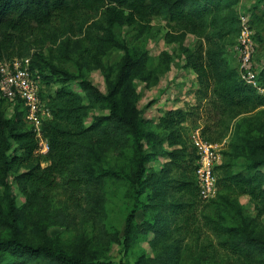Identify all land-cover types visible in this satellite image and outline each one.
Returning a JSON list of instances; mask_svg holds the SVG:
<instances>
[{
	"label": "trees",
	"instance_id": "trees-1",
	"mask_svg": "<svg viewBox=\"0 0 264 264\" xmlns=\"http://www.w3.org/2000/svg\"><path fill=\"white\" fill-rule=\"evenodd\" d=\"M239 1L0 0V59L31 55L32 65L39 69L40 79L45 84L43 95L53 112L43 126L49 149L42 154L36 132L26 123L22 103L17 102L9 112L7 101L0 98V183L5 189L0 191V264H123L88 259L46 242L35 244L25 240L18 230L16 204L9 192L7 176L10 172L15 174V181L29 205L45 201L47 192L60 186L69 190L75 211L88 214L98 203L100 181L87 160L94 145H108L120 151L128 145L130 134L137 127L132 111L128 113L118 97L122 83L125 84L123 90L130 91L128 77L121 75L114 86L104 92L86 77L66 73L54 66L52 73L48 72L47 64L38 62L31 53L29 38L56 30L61 33L79 31L88 40L89 61L93 62V67L100 66L107 50L116 45L114 29L117 23L130 20L136 13L141 17L165 15L184 23L200 35V40L185 55L183 63V67L192 68L197 74L199 86L195 90V101L167 108L159 118L160 125L166 129L168 144L181 145L167 151L168 159L163 166L148 177L151 184L159 185L156 197L160 199L154 203L159 212L154 221H138L136 213L143 208H132L124 231L126 242L150 230L159 239L172 237L173 232L179 235L165 245L168 250L153 257L142 256L135 264H167L175 248H181L185 235L201 234L202 227L213 229L219 242L230 251L264 260V238L246 233L239 225L225 224L226 215L221 211L216 210L218 218L206 210L197 212L200 204L196 178L198 154L195 146L189 148L188 145L190 130L196 126H201L205 138L213 142H220L233 131V141L235 118L264 106V93L244 81L238 67L226 56L227 38L238 37L241 31L236 8ZM260 77L264 85L261 73ZM74 79L78 80L83 92L71 87L70 81ZM93 102H107L110 110L86 124ZM43 161L47 163L43 165ZM219 168L225 170L229 184L251 196L257 214H263L264 173L257 169L251 176H240L230 173L220 163L215 166L217 176ZM73 213L59 210L57 218L72 224L77 219ZM8 230L9 234L3 235ZM96 236L105 244L120 239L117 231L107 229L102 217L98 220Z\"/></svg>",
	"mask_w": 264,
	"mask_h": 264
},
{
	"label": "rangeland",
	"instance_id": "rangeland-1",
	"mask_svg": "<svg viewBox=\"0 0 264 264\" xmlns=\"http://www.w3.org/2000/svg\"><path fill=\"white\" fill-rule=\"evenodd\" d=\"M236 8L239 16H247L254 31V62L264 82V0H240ZM29 39L31 53L38 62L47 64L48 72L52 73L54 66L66 73L86 77L104 92L125 74L130 91L123 90L124 83L119 85V102L128 113L132 111L137 127L130 134L128 145L118 152L108 145H94L91 149L87 165L100 181L101 191L98 203L88 214L75 211L73 197L63 186L47 192L45 201L27 204V197L16 183L15 174L10 172L7 176L9 192L16 204L20 235L27 241L46 242L69 254L121 261L123 264H135L142 256L153 257L168 250L165 245L173 242L178 232H173L172 237L159 239L150 230L126 242L124 231L132 208H143L136 213L138 221H154L159 212L154 204L160 199L156 197L159 185L151 184L148 177L163 166L168 159L167 151L181 147L168 144L166 129L160 125L159 118L165 109L177 102L186 103L195 94L199 85L197 74L192 68L183 67V63L185 55L200 40V35L165 15L141 17L136 13L130 20L117 23L114 29L116 45L107 50L102 65L94 67L89 61L88 40L79 31L61 33L56 30ZM226 41V56L239 70V48L232 47L238 44V37L229 36ZM52 77L55 79V74ZM70 85L83 92L77 79L71 80ZM109 110L107 102L91 103L85 123L90 124L94 117L107 114ZM196 128L201 129V126L190 130L189 148H194L192 134ZM233 128L236 129L233 141V131L220 141L223 143L220 163L230 173L240 176H251L257 169L264 173V106L239 115ZM46 163L43 161V165ZM224 172L219 168L216 196L206 200L198 195L197 212L202 209L216 215V210L221 211L226 215L225 224L239 225L246 233L264 238V213L257 214L251 196L240 193L234 184H229L230 179L225 178ZM4 190L0 183V191ZM3 201L7 207V200ZM205 204L211 205L204 207ZM59 210L75 211L76 221L66 224L64 219H58ZM100 217L109 231L119 233L118 241L105 244L97 240ZM8 234L9 230L3 232L5 236ZM181 244V248H175V253L170 255L167 264H264V260L234 253L224 247L211 228L202 227L201 234L187 233Z\"/></svg>",
	"mask_w": 264,
	"mask_h": 264
},
{
	"label": "built area",
	"instance_id": "built-area-1",
	"mask_svg": "<svg viewBox=\"0 0 264 264\" xmlns=\"http://www.w3.org/2000/svg\"><path fill=\"white\" fill-rule=\"evenodd\" d=\"M240 20L241 31L237 44L239 74L244 81L263 92L264 85H262L260 70L254 62L256 50L254 31L245 14L240 15ZM44 89L45 84L40 79L39 69L32 65L31 55L0 59V98L7 101L9 112L14 110L17 102L22 103L26 123L36 132L39 139L40 152H47L49 149L43 126L53 116L48 99L43 95ZM192 142L198 154L196 178L199 195L208 200L216 196L218 192V176L215 166L222 161L223 143L208 140L200 128L194 129Z\"/></svg>",
	"mask_w": 264,
	"mask_h": 264
},
{
	"label": "crops",
	"instance_id": "crops-1",
	"mask_svg": "<svg viewBox=\"0 0 264 264\" xmlns=\"http://www.w3.org/2000/svg\"><path fill=\"white\" fill-rule=\"evenodd\" d=\"M232 47H234L235 49H238V45L237 44H235L234 46H232ZM199 86V85H198ZM197 86V87H198ZM196 87V88H197ZM195 95V94H194ZM191 96V98L190 99H187V100H189V101H191V102H194L195 101V96ZM185 104V102L184 101H181V102H177V104H174L173 106H171V107H178V106H183Z\"/></svg>",
	"mask_w": 264,
	"mask_h": 264
}]
</instances>
